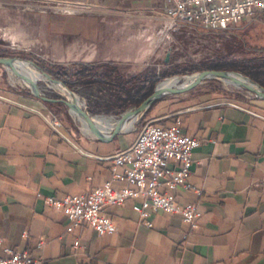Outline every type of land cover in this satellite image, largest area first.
I'll return each mask as SVG.
<instances>
[{"label":"crops","instance_id":"obj_1","mask_svg":"<svg viewBox=\"0 0 264 264\" xmlns=\"http://www.w3.org/2000/svg\"><path fill=\"white\" fill-rule=\"evenodd\" d=\"M36 1L84 2L110 10L141 5L155 9L163 4L162 0ZM45 99L0 89L4 245L17 252L29 250L44 264H264V99L179 109L161 99L151 103L149 121L160 127L178 125L183 134L201 141L192 153L188 178L199 194L181 188L174 192L179 205H197L201 214L197 228L160 211L149 217L148 228L133 212L134 201L128 200L123 206L105 208L116 227L105 235L86 224L67 231L68 221L44 199L86 195L102 187L111 180L108 157L127 148L136 135L118 132L97 139L64 125L53 129L48 106L62 103ZM112 187L121 189L124 183L113 181ZM38 243L41 249L36 248Z\"/></svg>","mask_w":264,"mask_h":264},{"label":"rangeland","instance_id":"obj_2","mask_svg":"<svg viewBox=\"0 0 264 264\" xmlns=\"http://www.w3.org/2000/svg\"><path fill=\"white\" fill-rule=\"evenodd\" d=\"M72 3L76 2L0 0V58L30 63L43 75L36 97L68 102L66 94L53 87L57 82L90 116L119 119L138 108L133 97L142 88L146 98L169 79L221 70L240 74L252 83L254 79L264 82V75L258 73L264 60L263 14L236 29L211 31L171 27L161 5L110 10L92 3ZM87 60L94 65L92 77L79 83L73 80L70 87L56 77L59 70H81L84 64L79 62ZM0 89L33 96L19 77L12 78L1 65ZM159 99L179 109L194 104L250 103L259 98L219 79H203L184 93ZM48 109L61 125L82 131L65 104L49 105ZM151 111L140 113L133 128L123 133L136 135L150 120Z\"/></svg>","mask_w":264,"mask_h":264},{"label":"built area","instance_id":"obj_3","mask_svg":"<svg viewBox=\"0 0 264 264\" xmlns=\"http://www.w3.org/2000/svg\"><path fill=\"white\" fill-rule=\"evenodd\" d=\"M162 14L171 27L182 25L205 30H230L255 21L264 14V0H162ZM81 6L80 3H72ZM68 10V9H67ZM53 129L61 126L57 116L48 115ZM201 141L183 134L178 125L160 127L146 122L131 144L108 159L111 161V180L86 195L47 196L44 204L62 214L71 227L86 224L98 235L112 234L116 227L105 214L107 207L123 206L133 200L132 210L151 227L149 217L155 212L180 216L190 229L197 228L201 214L196 204L181 206L174 192L177 189L199 192L188 178L194 164L192 153ZM123 168V173L117 172ZM123 182L116 189L112 182ZM139 200V202H138ZM42 248V243L36 245ZM78 248V242L73 249ZM0 264H44L31 251L17 252L4 245L0 236Z\"/></svg>","mask_w":264,"mask_h":264},{"label":"bare ground","instance_id":"obj_4","mask_svg":"<svg viewBox=\"0 0 264 264\" xmlns=\"http://www.w3.org/2000/svg\"><path fill=\"white\" fill-rule=\"evenodd\" d=\"M3 67H6L12 78L19 77L33 93L38 94L37 84L39 81L43 80V75L39 73L30 63L12 59L10 62L4 63ZM44 77L48 81L49 78L47 76ZM203 79H219L227 86H232L238 89H248L251 92L260 91L256 83H252V81H249L242 75L226 72L222 76L210 73H199L198 75L190 77H177L169 79L156 87V93L157 95H167L171 94L173 91H175V93L184 92ZM194 80L196 81L193 82ZM181 82L182 85H180ZM52 85L57 91L66 94L70 104L69 110L71 115L78 120L82 131L91 136L105 137L106 133H111L113 130L117 132H127L133 128L134 123L139 118L140 113L133 114V111L124 114L119 119H115L114 117L90 116L83 111L82 104L76 100L77 98H72L73 95L68 92L66 88H62L57 82H54ZM89 126L92 127L91 130H89Z\"/></svg>","mask_w":264,"mask_h":264},{"label":"trees","instance_id":"obj_5","mask_svg":"<svg viewBox=\"0 0 264 264\" xmlns=\"http://www.w3.org/2000/svg\"><path fill=\"white\" fill-rule=\"evenodd\" d=\"M260 64V68L258 69V73L261 75H264V60L261 61ZM94 65L91 64H84L81 66V70H78L74 73L68 72L66 70H59L58 73L56 74L57 78H60L63 81V84L67 87H70V83L73 82L74 83H79L84 77L90 76L92 77V70H93ZM221 71V70H218ZM254 83H256V85L260 86L261 88L264 89V82L260 81L259 79H254ZM144 92V89L142 88L140 92H138L135 97H133V102L134 104L138 106H140L149 96H147L146 98H143V96L141 95ZM151 107V106H150ZM149 107V108H150Z\"/></svg>","mask_w":264,"mask_h":264},{"label":"water","instance_id":"obj_6","mask_svg":"<svg viewBox=\"0 0 264 264\" xmlns=\"http://www.w3.org/2000/svg\"><path fill=\"white\" fill-rule=\"evenodd\" d=\"M11 60L12 59H10V58H0V65L3 66L4 63L10 62ZM204 73H210V74H214V75H217V76H222L226 72H224V71H211V72H202L200 74H204ZM198 83H196V84H198ZM192 87H190L189 89H191ZM186 91H188V90H186ZM186 91H184V92H186ZM171 93H175V91H173ZM254 93L257 95L258 98L264 99V89L263 88H261L260 91H256ZM32 94L35 95V96H38V94H36V93H32ZM161 96L162 95H157L156 88H155L153 93L140 106H138V108L136 110H133V114L142 113V112L146 111L150 107L151 103H153L156 99H159ZM45 100H47V99H45ZM60 102L65 104L68 107V109H69V107H70L69 102H65L63 100H60ZM91 129H92V127L89 126V130H91ZM116 133H118V132L113 130L112 135L110 134L108 137H96V138L97 139L112 138L113 135H115Z\"/></svg>","mask_w":264,"mask_h":264}]
</instances>
